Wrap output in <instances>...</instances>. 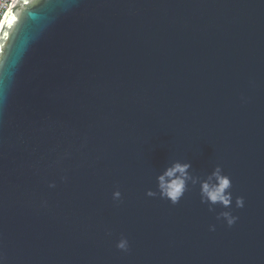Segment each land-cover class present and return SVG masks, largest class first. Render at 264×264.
Wrapping results in <instances>:
<instances>
[{
    "label": "water",
    "instance_id": "95a60500",
    "mask_svg": "<svg viewBox=\"0 0 264 264\" xmlns=\"http://www.w3.org/2000/svg\"><path fill=\"white\" fill-rule=\"evenodd\" d=\"M0 97L5 264H264V0H14ZM173 160L230 176L232 227L146 195Z\"/></svg>",
    "mask_w": 264,
    "mask_h": 264
},
{
    "label": "clouds",
    "instance_id": "9594fccd",
    "mask_svg": "<svg viewBox=\"0 0 264 264\" xmlns=\"http://www.w3.org/2000/svg\"><path fill=\"white\" fill-rule=\"evenodd\" d=\"M3 98L0 97V102ZM191 162L173 160L156 176V191L149 189L146 192L148 197H155L157 194L161 199L168 200L172 205H176L189 190V185H199V194L201 203L208 205L210 212L215 211L219 206L225 209L216 216L217 220H223L228 227H232L238 217L233 215L230 209L233 205V195L231 192L232 181L229 175L223 172V169L217 165L211 173L204 177L193 175L190 171ZM55 183H50L49 188H55ZM122 193L116 189L112 193L114 201H120ZM245 205L244 198L238 196L235 198V207L243 208ZM210 231H215V225H211ZM116 248L127 252L129 251V241L126 237L121 238L116 243ZM0 264H5L3 254H0Z\"/></svg>",
    "mask_w": 264,
    "mask_h": 264
},
{
    "label": "built area",
    "instance_id": "2783aa9c",
    "mask_svg": "<svg viewBox=\"0 0 264 264\" xmlns=\"http://www.w3.org/2000/svg\"><path fill=\"white\" fill-rule=\"evenodd\" d=\"M13 1L14 0H0V24L4 16V13L6 12V10Z\"/></svg>",
    "mask_w": 264,
    "mask_h": 264
}]
</instances>
